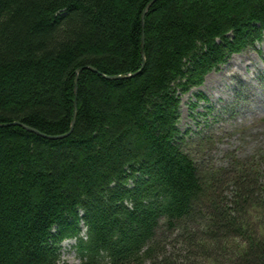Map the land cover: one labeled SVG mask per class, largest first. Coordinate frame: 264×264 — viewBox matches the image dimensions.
<instances>
[{
  "label": "trees",
  "instance_id": "trees-1",
  "mask_svg": "<svg viewBox=\"0 0 264 264\" xmlns=\"http://www.w3.org/2000/svg\"><path fill=\"white\" fill-rule=\"evenodd\" d=\"M263 34L264 0H0V264H264V169L201 172L178 127Z\"/></svg>",
  "mask_w": 264,
  "mask_h": 264
},
{
  "label": "rangeland",
  "instance_id": "rangeland-1",
  "mask_svg": "<svg viewBox=\"0 0 264 264\" xmlns=\"http://www.w3.org/2000/svg\"><path fill=\"white\" fill-rule=\"evenodd\" d=\"M182 149L208 172L252 160L264 169V34L180 96ZM75 240L62 244V264L80 262ZM195 264H215L207 257Z\"/></svg>",
  "mask_w": 264,
  "mask_h": 264
},
{
  "label": "water",
  "instance_id": "water-1",
  "mask_svg": "<svg viewBox=\"0 0 264 264\" xmlns=\"http://www.w3.org/2000/svg\"><path fill=\"white\" fill-rule=\"evenodd\" d=\"M149 7V5L147 6V8ZM147 8L144 10V13L146 12ZM143 18V17H142ZM142 46H143V41H142ZM141 56H142V66L144 65V52H143V49L141 50ZM91 69V68H89ZM82 69H78L76 71V78H75V83L77 82V77H78V74L80 73ZM93 71H95L94 69H91ZM132 76V74H128V75H116V76H108L107 78H110V79H121V78H125V77H130ZM77 87H76V84H75V91H76ZM75 114H76V104L74 102V114H73V118H72V121H71V124H70V128H69V131L65 134H62V135H58V136H46V135H43V134H40L39 132H37L36 130L32 129V128H29V127H26V126H22L23 128H25L26 130L28 131H32L38 135H41L43 137H46V138H49V139H59V138H63V137H66L71 131H72V128H73V125H74V122H75Z\"/></svg>",
  "mask_w": 264,
  "mask_h": 264
},
{
  "label": "bare ground",
  "instance_id": "bare-ground-1",
  "mask_svg": "<svg viewBox=\"0 0 264 264\" xmlns=\"http://www.w3.org/2000/svg\"><path fill=\"white\" fill-rule=\"evenodd\" d=\"M64 243V242H63Z\"/></svg>",
  "mask_w": 264,
  "mask_h": 264
}]
</instances>
